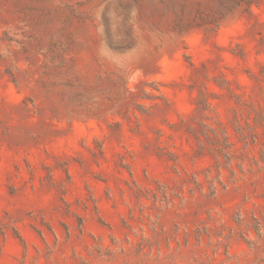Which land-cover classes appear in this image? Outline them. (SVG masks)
Masks as SVG:
<instances>
[{"label":"rangeland","instance_id":"obj_1","mask_svg":"<svg viewBox=\"0 0 264 264\" xmlns=\"http://www.w3.org/2000/svg\"><path fill=\"white\" fill-rule=\"evenodd\" d=\"M0 264H264V0H0Z\"/></svg>","mask_w":264,"mask_h":264}]
</instances>
